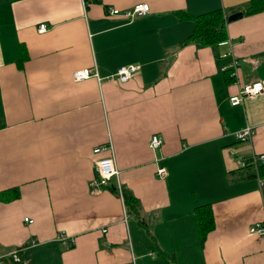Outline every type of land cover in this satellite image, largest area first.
<instances>
[{
	"label": "crops",
	"instance_id": "1",
	"mask_svg": "<svg viewBox=\"0 0 264 264\" xmlns=\"http://www.w3.org/2000/svg\"><path fill=\"white\" fill-rule=\"evenodd\" d=\"M140 1L143 16L109 11ZM250 1L0 0V191L18 187L0 198V252L24 245V264H264V234L250 231L264 222V185L236 170L237 154L264 152V93L230 102L264 78V10L227 21L231 46L184 42L195 22L180 16L228 17ZM229 49L238 75L220 68ZM130 63L141 70L125 82L73 76ZM246 126L252 137L237 138ZM109 142L120 169L110 184L132 191L143 222L97 181L94 147Z\"/></svg>",
	"mask_w": 264,
	"mask_h": 264
},
{
	"label": "built area",
	"instance_id": "2",
	"mask_svg": "<svg viewBox=\"0 0 264 264\" xmlns=\"http://www.w3.org/2000/svg\"><path fill=\"white\" fill-rule=\"evenodd\" d=\"M112 14H121L127 17H138L147 14L150 11V3L148 1H140L134 4L129 9L120 10L116 7H111L109 10ZM49 25L46 22H42L39 26V30L44 32L48 29ZM220 45H229L231 46V40L229 38H225L218 42ZM221 56L227 57L230 56V60L227 63L221 65V70L235 71L234 75H238V68L240 66V60L236 57V55L232 52V49L224 51ZM141 70V65L138 63H130L119 66L115 71L102 76L96 66L83 67L77 69L73 72V76L75 79H83L89 76H97L99 79L108 78L115 79L121 82H125L132 78L134 75L139 73ZM260 93H264V78H259L252 80L250 82L244 83L240 85L238 92L232 94L230 96V102L233 105H237L243 102L246 96H254ZM254 133L253 126H246L240 130L235 132L236 137L242 140L250 139ZM164 143V138L159 133L155 132L151 136L150 145L156 150L161 148ZM94 153H97L98 156L95 161L96 171L98 175L97 181L101 185H108L113 177L120 178V169L116 163V158L114 155V147L112 143H103L98 144L94 147ZM251 161L258 168L260 163H264V152L262 153H252L250 155ZM237 164L239 167H243L247 165L248 158H246L245 154H237L236 156ZM157 175L160 177H166L168 175V169L165 165L159 164L156 171ZM260 182L264 185V177L259 175ZM118 188L119 194L124 196V185L121 179L118 180L116 184ZM130 216V213L126 211V218ZM25 220L28 222H33L34 219L29 216L25 217ZM250 231L258 234H264V222L258 221L250 226ZM59 238L62 239L67 247H71L73 245V241L69 239L67 234L61 233ZM25 249L24 245H18L13 248H10L7 251L0 252V264H13L15 261H20L23 259V251Z\"/></svg>",
	"mask_w": 264,
	"mask_h": 264
},
{
	"label": "trees",
	"instance_id": "3",
	"mask_svg": "<svg viewBox=\"0 0 264 264\" xmlns=\"http://www.w3.org/2000/svg\"><path fill=\"white\" fill-rule=\"evenodd\" d=\"M263 10L264 0H251L248 7L244 10V14L256 13ZM180 16L191 18L195 22V28L193 32L184 39V42L199 39L206 45H216L219 41L227 38L228 17H226L223 9L221 8L197 15H190L184 11H181ZM245 156L246 158H248L247 165L238 167L236 169L238 170V174L243 175L244 177H256L259 173V175L264 177V163H260L257 168L251 161L250 155L247 154ZM108 186H110L113 191L119 193L116 184H108ZM8 191H10L9 193L15 194L18 192V187L0 191V198L6 199V194ZM123 198L125 200L127 211L130 214H133L136 217L140 218L143 222L144 217L141 212L138 198L132 193L131 190L125 187ZM196 212L198 215L202 235L205 236L214 224V213L212 210V206H210L209 204L200 205L197 207ZM13 264H24V260L22 259L20 261H15Z\"/></svg>",
	"mask_w": 264,
	"mask_h": 264
},
{
	"label": "water",
	"instance_id": "4",
	"mask_svg": "<svg viewBox=\"0 0 264 264\" xmlns=\"http://www.w3.org/2000/svg\"><path fill=\"white\" fill-rule=\"evenodd\" d=\"M244 15V11L239 10L228 15V20H233Z\"/></svg>",
	"mask_w": 264,
	"mask_h": 264
},
{
	"label": "rangeland",
	"instance_id": "5",
	"mask_svg": "<svg viewBox=\"0 0 264 264\" xmlns=\"http://www.w3.org/2000/svg\"><path fill=\"white\" fill-rule=\"evenodd\" d=\"M10 192V191H9ZM9 192H7L8 193V195L6 194V196H12V193H9ZM14 194V193H13Z\"/></svg>",
	"mask_w": 264,
	"mask_h": 264
}]
</instances>
